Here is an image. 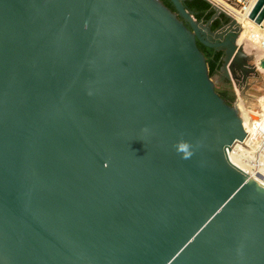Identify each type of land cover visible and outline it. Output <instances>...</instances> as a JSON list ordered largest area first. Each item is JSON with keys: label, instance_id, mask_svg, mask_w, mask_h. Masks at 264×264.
Returning a JSON list of instances; mask_svg holds the SVG:
<instances>
[{"label": "water", "instance_id": "water-1", "mask_svg": "<svg viewBox=\"0 0 264 264\" xmlns=\"http://www.w3.org/2000/svg\"><path fill=\"white\" fill-rule=\"evenodd\" d=\"M169 1L0 0V264H264V186L197 43L242 96L256 58Z\"/></svg>", "mask_w": 264, "mask_h": 264}, {"label": "built area", "instance_id": "built-area-1", "mask_svg": "<svg viewBox=\"0 0 264 264\" xmlns=\"http://www.w3.org/2000/svg\"><path fill=\"white\" fill-rule=\"evenodd\" d=\"M206 1L215 11L218 12V14H224L230 19L236 20L240 27V35L244 30V23L247 24V37L251 42V49L253 52L261 53L264 56V21L261 24H256L250 19V15L258 0ZM262 59L264 58H261L260 61ZM255 65L256 68L259 67V63L257 64L255 62ZM236 105L238 108V104ZM239 116L241 117L240 112ZM248 117L251 119V116ZM257 131H259V135L255 140L252 141L251 136L247 132V137L244 141L236 142L234 145L226 149V154L229 161H236L244 169H241V167L238 166L237 168H239L245 174L249 172L255 177L257 176L256 173L264 176V128L259 127L258 124Z\"/></svg>", "mask_w": 264, "mask_h": 264}, {"label": "trees", "instance_id": "trees-1", "mask_svg": "<svg viewBox=\"0 0 264 264\" xmlns=\"http://www.w3.org/2000/svg\"><path fill=\"white\" fill-rule=\"evenodd\" d=\"M165 6L172 11H175L173 5L169 0H160ZM186 9L193 14L197 21L203 23H210L211 30L216 32L226 27L231 19L224 14H217L216 11L206 0H187L184 2ZM199 50L203 53L210 78L219 76L220 70L224 64L225 52L224 50H217L206 47L201 43H197ZM223 84L216 86V91L219 96L225 101L226 104L233 106L236 100L235 94L232 89V83L222 79ZM261 96V95H260Z\"/></svg>", "mask_w": 264, "mask_h": 264}, {"label": "rangeland", "instance_id": "rangeland-1", "mask_svg": "<svg viewBox=\"0 0 264 264\" xmlns=\"http://www.w3.org/2000/svg\"><path fill=\"white\" fill-rule=\"evenodd\" d=\"M227 75V72H226ZM230 81L232 83V89L235 94L236 100L234 105H239V111L244 116V118L252 123L253 127L256 124L261 122L260 115H264V111H262L260 107L259 96L264 95V71L259 70V77L255 78L254 76L250 78V82L248 83V87L244 89V93L242 96V91L239 87H236L234 82L231 79L230 74H228ZM212 80L216 83V86H221L223 84L222 78L219 76H215ZM258 113V114H257ZM248 116H251L249 119Z\"/></svg>", "mask_w": 264, "mask_h": 264}, {"label": "bare ground", "instance_id": "bare-ground-1", "mask_svg": "<svg viewBox=\"0 0 264 264\" xmlns=\"http://www.w3.org/2000/svg\"><path fill=\"white\" fill-rule=\"evenodd\" d=\"M247 24H245L244 23V30L242 31V33H241V35H240V38H239V40H238V44L239 45H242L243 47H244V49H245V51L247 52V53H249V54H252V55H254L255 56V58H256V60H255V62L258 64L259 63V61H260V58H261V53H258V52H253V50L251 49L252 48V45H251V42L249 41V39H248V37H247V33H248V29H247ZM257 70H258V73H259V70L260 71H262L263 72V70L262 69H260L259 67L257 68ZM238 110H239V105H238ZM240 112V111H239ZM240 115H241V117H242V119H243V123H244V127H245V130H246V132H248L249 133V135L251 136V138H252V141L253 140H255L256 138H257V136L259 135V131H257V126L258 125H256L254 128H253V125H252V123H249L245 118H244V116L240 113ZM260 117H262L263 118V116L262 115H260ZM261 120V122H259V123H263V127L262 128H264V118L263 119H260ZM262 126V125H261ZM257 131V132H256ZM231 162V161H230ZM233 162V163H232ZM231 163L235 166V167H241L236 161H232ZM243 167H241V169H242ZM244 169V168H243ZM245 171V170H244ZM257 174V176H256V178H258L259 180H260V182L259 183H261L263 186H264V176L263 175H260V174H258V173H256ZM253 175V174H252Z\"/></svg>", "mask_w": 264, "mask_h": 264}, {"label": "flooded vegetation", "instance_id": "flooded-vegetation-1", "mask_svg": "<svg viewBox=\"0 0 264 264\" xmlns=\"http://www.w3.org/2000/svg\"><path fill=\"white\" fill-rule=\"evenodd\" d=\"M248 39H249V38H248ZM249 41H250V40H249ZM261 58H264L263 54L261 55ZM261 58H260V59H261ZM263 71H264V70H263ZM219 75H220V77H221L222 79H225V78H226L227 80L230 81L229 76L226 75V72H225V70H224V64H223V66H222V68H221V70H220V74H219ZM230 82H231V81H230ZM259 98H260L259 101H260V104H261L260 107L262 108L261 110L264 111V95L259 96ZM257 114H258V113H257ZM261 115H262V114H261ZM262 116L264 117V115H262ZM258 124H259V127H261V128L263 127V123H262V124H261V123H258ZM258 124H256V125H258ZM256 125H255V126H256ZM261 125H262V126H261ZM253 128H254V127H253Z\"/></svg>", "mask_w": 264, "mask_h": 264}]
</instances>
